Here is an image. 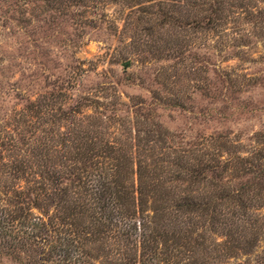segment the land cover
Masks as SVG:
<instances>
[{
	"label": "trees",
	"instance_id": "1",
	"mask_svg": "<svg viewBox=\"0 0 264 264\" xmlns=\"http://www.w3.org/2000/svg\"><path fill=\"white\" fill-rule=\"evenodd\" d=\"M166 1L181 10L162 20L195 34H215L232 14L263 28L254 0ZM98 104L81 98L42 115L19 142H0V264H216L255 253L264 242V134L248 157L221 134L184 148L142 106L128 121Z\"/></svg>",
	"mask_w": 264,
	"mask_h": 264
},
{
	"label": "rangeland",
	"instance_id": "2",
	"mask_svg": "<svg viewBox=\"0 0 264 264\" xmlns=\"http://www.w3.org/2000/svg\"><path fill=\"white\" fill-rule=\"evenodd\" d=\"M253 2L254 11L264 9V0ZM179 7L166 0H0V142H19L42 115L87 98L99 102L97 111L128 121L142 106L184 148L221 134L242 146L236 154L250 156L264 134V22L232 14L215 34H195L162 20ZM178 43L181 52L171 53ZM172 97L180 105L167 103ZM259 256L264 242L252 255L216 264H264Z\"/></svg>",
	"mask_w": 264,
	"mask_h": 264
}]
</instances>
